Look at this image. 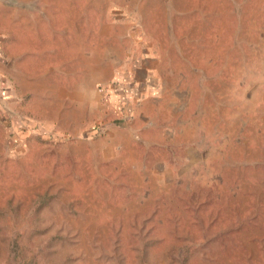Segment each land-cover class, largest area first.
Instances as JSON below:
<instances>
[{
	"label": "rangeland",
	"instance_id": "1",
	"mask_svg": "<svg viewBox=\"0 0 264 264\" xmlns=\"http://www.w3.org/2000/svg\"><path fill=\"white\" fill-rule=\"evenodd\" d=\"M0 33V264H264V0H0Z\"/></svg>",
	"mask_w": 264,
	"mask_h": 264
},
{
	"label": "crops",
	"instance_id": "2",
	"mask_svg": "<svg viewBox=\"0 0 264 264\" xmlns=\"http://www.w3.org/2000/svg\"><path fill=\"white\" fill-rule=\"evenodd\" d=\"M8 51V40L5 38L4 34L0 33V98L4 99L1 101L6 100L8 88L12 87V80H10V77L19 74L21 67L19 57L9 55ZM128 73H131L129 78L125 77L124 81L119 83L116 87L115 96L118 101L120 99L122 101H133V99L139 97L141 94L140 89L142 90V87H144V81H142L137 74H132V72ZM113 90L115 91V86ZM0 107L1 109L3 108L2 106Z\"/></svg>",
	"mask_w": 264,
	"mask_h": 264
}]
</instances>
